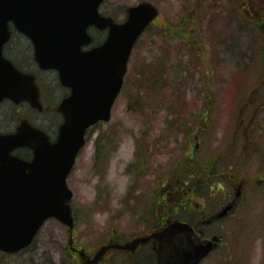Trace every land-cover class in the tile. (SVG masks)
<instances>
[{
	"label": "rangeland",
	"instance_id": "1",
	"mask_svg": "<svg viewBox=\"0 0 264 264\" xmlns=\"http://www.w3.org/2000/svg\"><path fill=\"white\" fill-rule=\"evenodd\" d=\"M140 1L105 0L103 9L121 20ZM148 1L160 13L134 44L110 120L88 129L68 176L74 228L50 218L28 248L0 252V264H79L77 248L92 257L105 243L145 234L157 217L178 216V207L163 208L162 187L187 166L219 182L209 200L187 195L200 207L208 200L206 218L246 182L235 208L202 226L204 237L222 241L199 264H264V30L256 22L264 0ZM20 52L7 54L27 59ZM35 71L50 80L43 97L54 106L53 74ZM52 116L32 119L46 126L42 118ZM125 258L110 248L98 264Z\"/></svg>",
	"mask_w": 264,
	"mask_h": 264
},
{
	"label": "water",
	"instance_id": "2",
	"mask_svg": "<svg viewBox=\"0 0 264 264\" xmlns=\"http://www.w3.org/2000/svg\"><path fill=\"white\" fill-rule=\"evenodd\" d=\"M102 0H0V100L26 99L41 109L34 77L21 73L2 55L8 39V21L24 32L34 45L41 68H55L63 84L71 87L58 110L64 116L56 142L49 143L39 128L22 121L14 133L0 134V250L18 251L33 240L42 223L55 217L73 229L69 203L72 190L66 177L76 154L85 143V131L99 120L111 117V108L123 82L132 47L146 26L158 15L149 1L128 6L124 22L99 14ZM93 24L108 28L105 41L90 50L86 28ZM18 146H29L33 158L11 155ZM228 206L225 207L228 208ZM225 213L223 210L221 214ZM193 231L175 220L150 235L125 243L99 247L86 263L98 262L109 248L133 249L139 242L155 238L158 264H196L212 248L213 241L195 242ZM81 258L83 250H78Z\"/></svg>",
	"mask_w": 264,
	"mask_h": 264
},
{
	"label": "flooded vegetation",
	"instance_id": "3",
	"mask_svg": "<svg viewBox=\"0 0 264 264\" xmlns=\"http://www.w3.org/2000/svg\"><path fill=\"white\" fill-rule=\"evenodd\" d=\"M99 11L103 15L111 16V17L115 18V16L111 12L103 9V4L100 6ZM124 18H125V16H124ZM115 19L117 21L123 20V19L118 20L117 18H115ZM9 30H10V37L3 46V55L8 57L12 61V63L20 71H23V72L29 73V74H33L35 76L36 83L39 85V88H40L39 89L40 90V101L43 105V109L41 110V113L47 114V112H48L50 115L53 114V116L42 118V121L45 124H47L46 126L38 125L36 120L32 119V117L36 116V113L38 111L35 108H33L29 102H27L26 100L15 102L10 98H4L0 102V133H12V132L17 130L18 125L20 124L21 121L26 120L30 125L39 127L40 129L44 130L46 132V134L48 135L49 141L54 143L57 139V136H58L59 126L63 122V116L57 110V106L64 97H67L69 95L71 89L69 86L62 84V82L59 80L57 70H55V69H40L38 67L37 62L34 59L33 44L30 41V39L24 33L17 30L14 27V25L11 23H9ZM88 31L91 34L92 39L88 45L83 47V49H90L96 45L101 44L106 39V36L108 33L107 28L98 29L94 26H89ZM9 50H10V52H12L11 55L13 57H15L18 52L22 55V53L20 51H23L26 53L27 59H25L23 61L20 60L18 62L14 58H12V56L11 57L8 56L7 51H9ZM36 69H38L42 73H52L53 74V78H54L53 81L56 83L57 88L60 89V98L57 100V102L54 106H52V102H51L52 100H46L43 97V95L46 93L44 91V88L48 89V86L50 84L49 83L50 80L41 81L40 78H38V74L35 71ZM48 101H50V102H48ZM4 107L8 110V112H10V114L8 115L7 118H5V116L2 113V108H4ZM9 123L10 124L12 123L13 125L10 127ZM12 153L16 154V155H18V156H20L26 160H30L33 156V152L29 147H18ZM77 157H78V155H77ZM77 157H76V161H77ZM76 161H75V164H76ZM75 164H74V166H75ZM74 166H73V168H74ZM70 172H72V170ZM190 172L192 174V177L194 178V179H190V181H189L190 184H217V186L219 184L218 181H212V182L207 183V181H209V180H207L208 173H202L205 180H202V179L198 180L197 179L198 178L197 170L191 169ZM67 181H68V178H67ZM255 182H256V184H260L261 180H258V181L256 180ZM235 184H246V182L245 183L236 182ZM238 191L240 192V189H238V187H237V191H235L233 198L231 200L226 201L224 203V205L222 207H220V209L215 211L212 215L207 216V218L205 217V210H204L205 208L203 206L208 207L209 198L206 202L207 206L204 203H201V205H202L201 207L198 206L199 203L197 201H195V203H191V201H190V206H184L182 208V210H181V208H177L178 216H175V218L169 219V220L166 218V220L163 222L160 219V217H157V219L159 218L158 223H156V224L154 223V227H151L152 229H148V231L145 234L136 235L134 237L131 236L132 238L129 240H132L136 237L147 236V235H150L152 232L159 231L175 219H179L181 221H184V222L188 223L193 228V231H194L193 237L195 240L196 239L197 240H203V239L212 238L216 234H212V235H209L208 237H204V231H203L204 229L202 228V226L203 227L208 226V224H210L213 221V219H215V221H216L215 215L218 214V212L220 210H222L227 205H229L227 211L231 212L233 210V208H235L236 204L238 203V201L240 199V195L235 196L236 194L239 193ZM225 198H227V197H225ZM189 199L191 200V197H189ZM217 219H219V218H217ZM216 236L219 237L218 235H216ZM129 240H125V241H129ZM125 241L120 240V241H115V242H125ZM221 241H222V239L220 240V243H221ZM110 242H114V241H110ZM217 242H215L214 244H216ZM69 243L70 242L68 241V247L70 245ZM158 245H159L158 241L155 238L150 237L144 242H139L136 245V247H134L133 249H125V250L124 249H116V248H113V249L123 251L126 253V258L122 264H158V254H157V250H156ZM72 246H74V245L71 243V245L68 249L74 251L75 249L72 248ZM79 249H83V248H81V247L77 248V250H76L77 254H78ZM76 251H74V252H76ZM78 256H79V254H78ZM89 257H90V255L87 253H86L84 258L79 257V259H80L79 264H87L86 259ZM100 262H101V260L98 261L97 263H92V264H98ZM114 262H109V263L114 264Z\"/></svg>",
	"mask_w": 264,
	"mask_h": 264
},
{
	"label": "trees",
	"instance_id": "4",
	"mask_svg": "<svg viewBox=\"0 0 264 264\" xmlns=\"http://www.w3.org/2000/svg\"><path fill=\"white\" fill-rule=\"evenodd\" d=\"M256 19V18H255ZM257 20V21H256ZM254 22H258L257 26H259L262 30H264V21L261 17H257ZM183 166V165H182ZM206 168V167H205ZM191 168L187 167H179L174 168L168 176V180H166L165 184L162 187V200L164 202V209L171 210L174 206L178 208H182L184 206H190V199L187 198V195L191 193V195H197V193H203L202 197H208L212 193V189L214 187H218L214 184H190V179H194L190 172ZM207 170V168H206ZM198 180H205L202 172L198 171ZM211 173L208 172L207 183L210 182ZM171 209H169V208ZM172 211V210H171ZM163 222L166 220V217L160 218ZM159 220V218H158Z\"/></svg>",
	"mask_w": 264,
	"mask_h": 264
}]
</instances>
